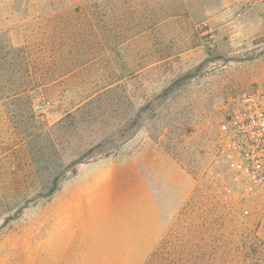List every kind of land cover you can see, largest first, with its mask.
Wrapping results in <instances>:
<instances>
[{
  "label": "rangeland",
  "instance_id": "1",
  "mask_svg": "<svg viewBox=\"0 0 264 264\" xmlns=\"http://www.w3.org/2000/svg\"><path fill=\"white\" fill-rule=\"evenodd\" d=\"M254 84L264 0H0V264H264L228 173Z\"/></svg>",
  "mask_w": 264,
  "mask_h": 264
},
{
  "label": "built area",
  "instance_id": "2",
  "mask_svg": "<svg viewBox=\"0 0 264 264\" xmlns=\"http://www.w3.org/2000/svg\"><path fill=\"white\" fill-rule=\"evenodd\" d=\"M226 130L230 181L247 193L264 190V85L238 92Z\"/></svg>",
  "mask_w": 264,
  "mask_h": 264
},
{
  "label": "crops",
  "instance_id": "3",
  "mask_svg": "<svg viewBox=\"0 0 264 264\" xmlns=\"http://www.w3.org/2000/svg\"><path fill=\"white\" fill-rule=\"evenodd\" d=\"M108 195L109 194H107V196L106 197L104 196V197L106 199H111V196L109 197ZM131 195H132V193H128L124 197H122V196L120 197L118 195L117 196H114V199H117V200H119L120 198L123 199V200L124 199L129 200V201H125V204L123 203V201L122 202L121 201H117L116 202L117 203L116 209H114V207L116 206V204H115V206H113V205L110 204V201H108L107 203H103L104 204L103 206L100 203L99 204L100 205V208H102V207L105 208V209L109 208L110 209V212H111L110 213V217L111 216H115V214H117V211L116 210H117L118 207H120V204L121 203H122V206H123L122 207V211H125V210L132 211V209H133V206H131L132 203H129L130 202V199L132 198ZM104 197H102V198H104ZM90 205H91V203H90ZM93 205H95V203ZM96 207L97 206L95 205L94 208H96ZM126 223L127 222L125 221V223H124L125 225L123 224L124 225V228L121 230L120 233H117L115 235H111L110 238L115 241V244L114 245H117V246H126V245L133 246V245H136L135 242H134V239H137V238L139 240L142 239L141 234L139 236L133 238L132 237V233H130L131 232V229L130 228H127V227H130V226L126 225ZM130 225H131V222H130ZM125 231L129 232V234L131 235L130 238H128L126 236H122V235H125V234H121V233H123V232L125 233ZM117 235L122 236V237L119 238V237H117ZM103 236L104 235H102L101 237H103ZM143 237H144V239H146V235H144ZM138 244L140 245L141 243L138 242ZM154 245H156V243H154ZM64 246L66 247L64 249V252H65L66 256H65V259L62 261L63 263H61V264H76V260L74 259L75 257L74 258H71L70 257V260L67 259V256L68 255L70 256V254H71V246L72 245L70 244V241L65 242ZM72 251H74V250L72 249Z\"/></svg>",
  "mask_w": 264,
  "mask_h": 264
},
{
  "label": "trees",
  "instance_id": "4",
  "mask_svg": "<svg viewBox=\"0 0 264 264\" xmlns=\"http://www.w3.org/2000/svg\"><path fill=\"white\" fill-rule=\"evenodd\" d=\"M30 105H32V103H30Z\"/></svg>",
  "mask_w": 264,
  "mask_h": 264
}]
</instances>
